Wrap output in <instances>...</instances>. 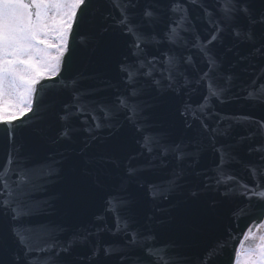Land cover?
<instances>
[{
	"label": "snow or ice",
	"instance_id": "6c2138e0",
	"mask_svg": "<svg viewBox=\"0 0 264 264\" xmlns=\"http://www.w3.org/2000/svg\"><path fill=\"white\" fill-rule=\"evenodd\" d=\"M78 33L83 48L119 37L114 78L71 71ZM162 98L166 122L153 111ZM41 121L23 154L18 127ZM0 126V264H189L143 212L189 177L190 197L211 193L210 207L256 225L226 228L195 264L229 248V264H264V0H0ZM121 131L111 154L92 151ZM66 163L94 186L83 223L46 219Z\"/></svg>",
	"mask_w": 264,
	"mask_h": 264
},
{
	"label": "water",
	"instance_id": "95a60500",
	"mask_svg": "<svg viewBox=\"0 0 264 264\" xmlns=\"http://www.w3.org/2000/svg\"><path fill=\"white\" fill-rule=\"evenodd\" d=\"M72 45L75 49L71 62L72 72L82 71L88 72L89 74H97L100 77H115L117 61L120 59V42L118 36H115L114 34H105L100 36L97 41L89 44L87 48H83L79 46L78 33L73 39ZM157 110L161 111L162 106L157 107ZM255 114L260 115L261 113L259 110H256ZM33 119L35 118L33 117ZM45 124L46 121H41L31 127H18L16 144L21 146L23 154L33 152L37 144V138L32 131V128L44 127ZM98 143L99 142L96 144ZM8 147L5 138V129L0 126V161L4 160ZM83 167L82 164H75L74 171L71 173L70 163H66L61 172L60 179L49 186L47 195L54 198L52 201L54 207L53 215L46 219L51 220V217H55L57 214L61 217H66L67 214L62 211V208L66 204L69 205L67 213L76 214L80 209V206L83 203L81 195L87 199L90 189L89 185H92L91 178L84 174ZM91 187L94 188L93 185ZM148 203L149 199L145 198L143 201V209L146 210V213H154L158 220L163 221L158 229L160 239L164 242L170 241L176 244L177 247L175 251L181 256L189 257V264H195L199 249V243L191 233L192 228L197 227L204 231L215 230L224 235L226 228H232L238 233L241 229H245L246 225L253 229L256 227L255 224H252L251 221L246 218L241 219L237 224L233 219L219 222L212 214L206 218L195 217V212L193 210L197 204L195 200L192 201L191 207H187V210L184 209L185 206L183 205L180 207L173 205L170 209L157 211V209H160L158 203H155V208H153V204L149 205ZM184 205H186V203ZM87 252L88 247L85 245L83 255H86ZM223 254V258L218 262H214V264H229L232 255L231 249L229 248L225 250Z\"/></svg>",
	"mask_w": 264,
	"mask_h": 264
}]
</instances>
